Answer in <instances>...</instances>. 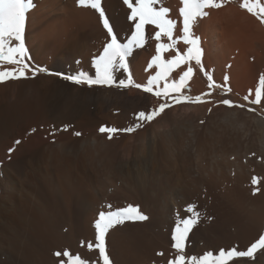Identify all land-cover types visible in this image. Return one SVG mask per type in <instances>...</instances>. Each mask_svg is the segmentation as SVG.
<instances>
[{
  "label": "rangeland",
  "instance_id": "obj_1",
  "mask_svg": "<svg viewBox=\"0 0 264 264\" xmlns=\"http://www.w3.org/2000/svg\"><path fill=\"white\" fill-rule=\"evenodd\" d=\"M43 2L44 0H34L35 7L28 13L26 22L27 25L29 23L28 20L30 19L32 12L39 9L41 5L44 4ZM121 4L123 5L124 9L127 10V16L130 15V10L122 3V1ZM102 5L106 10V15L110 18L109 7L105 4L104 0H102ZM43 6H45L41 9V12L44 16L42 22L45 23H42L43 26L47 25L54 19L64 18L66 13H72L69 10L77 8L86 10L91 15H94L95 17H93L95 26H99L98 29H100L101 32H104L101 35L102 38L100 36L98 40L94 39L97 42L93 40L87 42L88 44L86 46V51L85 53H83V55H68L66 60L57 62L54 58L56 54L60 52L62 47L57 45L54 49H52V45H45V51L42 54H36V52H34V50L32 49L31 43H29L30 41L28 39V35L29 33L31 34L32 31H28L26 25L25 43L31 57L29 63L45 67L49 70V72L51 71L50 73L52 74L40 73L35 78L19 79V81L9 80L5 83H0V106L2 105L0 107V111H3L2 113H0V121H3L5 123H12L15 129L18 130V137L13 138L11 142L12 145L10 144L9 148L7 147L8 150H5V154H7V157L5 159L9 158L8 156H10V159H0V169L7 161L11 160L14 151H16L20 146L24 145L28 147L32 143H36L39 145H54L59 140H65L74 145L78 153L80 151H83L81 155L84 156L87 167L88 169H91L90 174H92L91 176L93 177L91 179L93 180V182L89 181V183L90 185L94 186L93 193H97L94 201L95 203L92 205V214L90 216V228H92V233L89 234L86 238L82 237L77 239L72 244L73 246H69L68 250H71L72 252L78 251V253L84 254V252L87 250V248L85 247L86 242L94 241V223L97 219L96 217H98V213L101 210H108V205L112 206V210L126 207L130 204L135 206L139 205L138 207L144 212L145 215L149 217V219L146 221H126L125 226L124 224L117 226L115 229L110 230V232L113 233L110 234L109 232L108 234L112 236L115 233L114 236L118 238V236H129L128 234L130 233L132 235L137 234L138 231L139 233H143L145 237H147V239L150 241L146 243V246L148 245L147 247L148 249H150L149 251H147V253H145L144 258L139 260V262L142 260L141 264H153V262L154 264H168V261L174 258L175 249L172 248V244L174 242L171 239V234L174 231L180 217L188 218L193 215L192 212H188L189 208H193L195 212H198L200 214V218L198 224L189 233V239L186 242V255H202L204 252L209 250L216 251L221 248L229 249L233 246H236L238 250H246V248L250 246L251 243L255 242L261 234H264V214L262 213L264 212V160L261 157L260 153H257L261 150V148L259 147L262 146L264 140H262L263 142L259 141V139H257L258 142L256 140L254 141L253 150L254 152L256 150V152L252 153L253 150H251V156H246L245 154L243 155L242 148L246 141H244V139L242 138L244 134L241 129L236 128L234 119L231 118L227 121L225 119L228 117L226 112H228L229 109L232 112V110L234 109V112H238V114H240L239 116L241 119H245L244 117H247L245 119L246 125L249 126L250 131H253L251 132L252 137L256 135V131L255 129H253L254 127L250 123L253 120L250 118L249 120L248 117L250 116H247L248 114H251L253 112H247L246 114L244 112L247 111L248 107H252L256 109V112L254 113H257L264 118V102H262L261 105H251L244 100V97L249 96V92L251 90L252 95L249 96V99L254 98V92L256 87L258 86L260 77L254 79L255 81L251 84V86H249L250 89L246 87L248 90L245 88L243 89V91H236L234 93L231 91L226 93L225 89L230 88L229 82H225V80H223L222 82H215V84L220 85V87L210 89L208 87L209 82L206 78L207 76L205 75V71L201 74L202 71H200L199 68L194 67L193 77L195 76L197 71V74L200 73L199 76L201 78L203 77V79L201 81L199 80L198 84L196 85H192V79L190 80L189 86L191 88V91L187 92L188 95L196 96L206 92H211V96L206 97V99L219 101L223 98H230L235 103L244 104L245 108H228L223 105L214 106V104L210 103H185L181 105H174L170 109H167L164 114H162L152 122H141L143 126L138 128L134 133L129 134L121 132L118 133L114 139L108 140L106 134L99 133L98 129L101 126L116 127L119 129L134 126L136 123H138L136 114H138L140 111H151L154 107H157L158 104L162 102V100L156 98L151 93H145L141 89H136L135 87H129L126 89L118 88L115 86L88 87L85 84L76 85L71 81L63 79V75H73L78 72H84L90 76H95V66L93 60L102 51L103 44L106 43V40L108 39L105 32L106 30H104L102 26L98 13L91 8H81V6H79L78 4V0H48V2H46ZM44 14H46L47 16H45ZM45 17L46 19L44 20ZM76 21L68 20V23H65V26L68 24V27L66 26L67 30L64 26V35L63 33H61L55 36L60 44H67L71 36L75 39L76 28L78 29L80 23ZM110 22L112 23L111 19ZM132 27L134 29V23ZM33 30H37L36 27ZM72 34H74V36ZM118 39L120 40V42L124 43L125 39L122 37V35H118ZM31 41L33 42L32 39ZM95 45H98V47H102L98 48ZM91 50H93L94 52H98L94 53ZM89 52H92V54ZM93 54L94 56H92ZM84 57H87L86 60L84 59ZM129 61L130 59L128 58L129 72L132 76L133 81L135 83H145V80H139L138 76H135V73L132 70V63ZM3 66L2 68H0V70L12 67L11 65L6 64ZM56 73H59L61 75H56ZM116 75L117 80L127 79L128 73H124L121 70L118 71ZM178 75L173 78H178ZM43 77L46 80H44ZM54 80L56 81L54 82ZM127 93H129V95ZM101 96L103 99L101 98ZM99 98L103 103L99 102ZM6 103L7 105L11 104L12 106L10 105L11 107L9 108ZM209 108L212 109L210 113L208 111ZM222 115H226L227 117H223ZM201 121H204V123H201ZM21 125H25L24 127L27 128H24L23 130V127ZM64 125L69 126L66 132L57 131L55 135L50 134L53 128L56 127L55 129H62ZM14 127H12V130H14ZM33 129H35V131H32ZM154 130L160 133L158 134V139L160 140L159 142H162L160 143L162 147L168 144L165 146L166 148H163V154L165 153L166 155L163 156L162 154V156L159 158V161H161V163L164 165V168H162L160 162H158V168L152 175H150V177H145V179L142 180L144 176L142 175L141 177V174H139V176L137 175L138 177H134L135 179L133 178V180H129L128 177H126L125 173H123L125 177L123 176V174H121V172L118 170L119 168L116 167L114 163L121 158L123 147L129 143H131L130 145L133 146V150L135 151L140 146L144 147L146 145L145 148H148L147 140L145 142V137L147 139V135ZM162 130H166V134L162 133ZM75 131L81 132L82 135L80 137L75 136ZM142 132L145 135L147 134L144 138ZM167 133L170 135H168ZM140 134L142 135L141 138H139L141 136ZM192 137L196 138V140L194 139L195 141H193ZM141 139H143V141ZM93 140L95 141L94 145L92 144ZM164 140L166 144H164ZM167 140L172 141L170 142L171 144L167 143L169 142ZM16 141L20 142L16 143ZM189 143L191 146L189 145ZM167 152L169 157H172L171 159L168 157ZM142 159L143 158H141L140 160L145 165H148L150 163L149 158L145 157L143 160ZM171 163H174L173 166ZM248 164L253 168V170L252 168H250V166L248 167ZM253 164H255V166H253ZM241 170H245L244 173H242ZM146 171L147 170H142L144 174L146 173ZM251 171L255 173H252ZM172 173L175 174H173L175 177L172 176ZM161 174L163 177L160 176ZM163 174L166 176H164ZM242 174H245L244 176L247 175V177L243 178ZM248 174L252 175L248 176ZM232 175H234L235 177ZM252 176H262L261 178L259 177L260 182L262 183L259 182L257 185H253ZM139 177H141V179ZM171 177L173 178L171 179ZM124 179L127 180L125 181ZM243 179L245 180L243 181ZM142 181L145 182L143 183ZM231 181L233 182L234 187H237L234 188ZM149 182H151L150 185ZM134 188H136V190L138 188V190L136 191ZM255 188H260V191L253 195V190ZM231 189L233 190L232 192ZM240 189H245L246 191H238ZM170 194H172V196L169 198L168 196ZM230 194L231 196L228 197V195ZM243 194L244 196H241ZM236 197L238 198L237 200L235 199ZM232 199L234 202H232ZM242 201H244L246 205ZM240 206H244V208L240 209ZM233 207L236 209H234ZM250 209L251 211L253 210V212H249L248 210ZM239 212H242L241 215H238ZM177 213H179V217ZM244 213H255L254 215L258 213L259 217L261 216L260 213H262V216L261 218H259L258 215H256L258 219L254 224L255 226L253 225L252 227H249L246 231L244 229L241 230L238 228V218L241 219V216L244 215ZM113 230L117 232H114ZM80 239H82V242L80 241ZM79 244L81 247H79ZM107 244L109 245L107 246V250L108 252H110V250H112L110 243ZM78 247L81 249H79ZM161 252H163L162 255ZM96 254L98 257V253ZM150 254L153 257L150 256ZM111 256L112 255L110 254V258ZM152 258L154 259V261ZM111 260L113 261V264H117L113 256ZM145 260L146 263H144ZM231 264H264V250H259L255 255V259L235 258L231 262Z\"/></svg>",
  "mask_w": 264,
  "mask_h": 264
},
{
  "label": "bare ground",
  "instance_id": "obj_2",
  "mask_svg": "<svg viewBox=\"0 0 264 264\" xmlns=\"http://www.w3.org/2000/svg\"><path fill=\"white\" fill-rule=\"evenodd\" d=\"M104 1H105V4L109 7V16H110V19L113 23L115 31L117 32V34L119 36L122 35V37L125 39L124 43H126L128 38L131 35V32L134 30L132 27L134 22L129 21L127 19V10L124 9L123 5L121 4L122 0H104ZM46 2H48V0H44L43 3L45 4ZM241 2H242V0H230V2L227 3L221 9H206V11L209 12V15L207 17L198 18L197 21L195 22L194 26H193V33L195 36H198L200 38L201 47L203 48L202 63L205 65L204 71L212 75L214 82H219V81L222 82L225 77H228L227 82L230 83V88H231L233 93L236 91H238V92L243 91V89H245L246 87L249 88V86H251V84L255 81L254 80L255 78H259L262 75H264V24H261L257 18H255L254 16L249 14L246 10L242 9L240 7ZM44 4H42L39 9L32 12L30 19L28 20L29 23H28V25L26 24L28 31H32L31 34L29 33L28 39L30 41L29 43H31L32 49L34 50V52H36V54H39V53L42 54L45 51V45L50 44V45H52V47H51L52 49H54L57 45L62 47L60 52H58V54H56V56L54 58L55 61H57V62L58 61L60 62L62 60H66L68 55H71V56H73L75 54L83 55V53H85V51H86V46L88 44L87 42H89L90 40L96 41L94 39L98 40L99 37L104 32V31L101 32L100 29H98L99 26L98 27L95 26V24H94V17L95 16L94 15H91L86 10L77 9V8L73 9V10L68 9L72 13H66L64 18L54 19L50 23H48V24L46 23L47 25L43 26L42 23H44V22H42V21H43L44 16H43V13L41 12V9L43 7H45V6H43ZM72 6H73V4H72ZM160 6L168 7L170 9L169 18L177 21L178 29L182 28V18L179 16V8L182 6L181 0H162V4L157 5V7H160ZM44 15L47 16L46 14H44ZM45 19H46V17L44 18V20ZM68 20H75V21L77 20L78 22H80L79 27H78V29L76 28L75 39H74V37L71 36L72 38L70 37V40H69V42H67V44H62V43L60 44L57 41V38L55 36H57V34H61V33H63V35H64V33H65L64 26H65V23H68L67 22ZM99 24H101V23H99ZM66 26H65V28H66ZM35 27L37 30H33V29H35ZM66 30H67V28H66ZM154 32H155V29L153 26H150V25L146 26V36H148L149 34L154 35ZM72 35L74 36V34H72ZM174 35H179V32L174 33ZM101 38H102V36H101ZM26 39H27V37H26ZM31 39L33 40V42L31 41ZM161 42L168 43L169 41L167 40L166 37H162ZM99 43H101V42H99ZM156 43L157 42L154 39H151V38L147 39L145 46L143 48L135 49L133 52V55L129 57V59H130L129 62L132 63V70L135 73V76H138L139 80L143 79L147 82L148 78L151 75L155 74V68L154 67L148 68V64L150 63L152 56H154L156 54L155 53ZM90 46H91V44H90ZM96 47H98V45ZM101 47H98V48H101ZM178 47L181 50L186 49V46L182 42L178 45ZM30 49H31V47H30ZM90 49H91V47H90ZM91 51L94 52L93 50H91ZM31 52H33V51H31ZM92 52H89V53L92 54ZM30 54H32V53H30ZM174 54H175L174 51L173 52H167L164 54V58L165 59L170 58ZM92 56H94V54ZM87 57H84V59L86 60ZM36 61H38V60H36ZM193 65H194V62H193ZM130 67H131V65H130ZM182 67L186 68V66H182ZM194 67H195V65H194ZM133 72H132V74H133ZM202 73L203 72H201V74ZM178 74H179V70H177V72H175L173 74V77L177 76ZM199 74H197V71H196V74L192 78V81H191L192 85L198 84L199 80L201 81L203 79V77L201 78L199 76ZM136 79H137V77H136ZM44 80H46V79L44 78ZM49 81H50V77H49ZM55 81L56 80H54V82ZM40 84H42V83H40ZM45 84H44V86H45ZM13 92H15V91H13ZM129 92H131V91H129ZM127 94L129 95V93H127ZM13 95H14V93H13ZM101 98H102V96H101ZM101 101L102 100L100 99L99 102H101ZM101 103H103V102H101ZM6 105H7V103H6ZM10 105L11 104H9L7 106H9V108H10L12 106V105L11 106ZM3 109H4V107H3ZM6 109H7V107H6ZM194 110H196V109H194ZM219 110H221V109H219ZM216 111H217V109H216ZM229 111L226 112L228 117L225 115L228 119L227 118H225V119H226V121L231 119V118L234 119V121H235L234 124H235L236 128L242 130V132L244 134L242 136V138L244 139V141L246 140L245 144L243 145V148H242L243 149V151H242L243 155L245 154L246 156H251L250 153L252 152L251 150H253L254 141L255 140L257 141V139H259V141L263 142L262 140H264V118L257 113H251V114L247 115V116H250V117H248V119L250 118L253 120V121H251V122L249 121V122L252 124V126L254 127L253 129H255V131H256V135L252 137L251 132H253V131L249 130V126L246 125V122H245V119L247 117H244L245 119H241L239 116L240 114H238V112H234V109L232 110V112L230 109H229ZM2 112L0 111V113H2ZM247 112L248 111H246L244 113L246 114ZM222 116L225 117L224 115H222ZM8 125H10V126H8ZM24 126H22L23 130H24V128H27ZM12 127H14L12 125V123H5L3 121H0V159H3V160L7 157V154H5L6 153L5 150H8L7 147L9 148V145L11 144L13 138L18 137L17 136L18 130H16L15 127L13 128L14 130H12ZM162 131H163L162 133H165V134L167 132L166 130H162ZM19 132H20V130H19ZM173 133H174V131H173ZM158 134H160L158 131H155V130L151 131L148 135L146 134L148 137L146 139V137H145L146 135L143 134V132H142V135H144L143 138L145 137V142L147 140L148 148H145L146 145L144 147L140 146L135 151V150H133L134 149L133 146L130 145L131 143H129L123 147L121 158L114 163V165L119 168L118 170L121 172V174L125 173L126 177H128L129 180H133L134 177H138L139 174H141V177H142V175L144 176V178H142V180H143V179H145V177L148 178V177H150V175H152L154 173V171L158 168V164H159L158 162H160L162 168H164V165L161 163V161H159L160 160L159 158L163 154V151H164L163 148L168 144H166V142H165L166 139L164 138L165 139L164 144H166V145L162 147V145L160 144L162 142H159L160 140L158 139V136H159ZM142 135L139 138H141ZM168 135H170V134H168ZM37 136H38V134H37ZM194 139L196 140V138L192 137L193 141H195ZM243 139H242V141H243ZM141 140L143 141V139H141ZM187 140H189V139H187ZM127 141H128V139H127ZM167 141H169V140H167ZM170 142H172V141H169L167 143L171 144ZM261 142H259V143H261ZM94 143H95V141L93 140L92 144L94 145ZM189 145H190V143H189ZM173 146H174V144H173ZM256 147H254V148H256ZM259 148H261V150L257 153H260L261 157L264 160V142L262 143V146ZM81 149H83V148H81ZM256 149H258V148H256ZM167 150H168V148H167ZM8 152H10V151H8ZM82 152L80 151L78 153L76 150V147L74 145H72L70 142L65 141V140H59L54 145H52V144H43V145L41 144V145H39L36 143L35 144L32 143L28 147L23 145V146H20L16 151H14V153L11 152V153H13L11 160L7 161L0 169V264H59V261L61 258L56 257L54 255V253L56 251H58V250L63 251L65 249H69V246H71L77 239L82 238V237L86 238L89 234L92 233V228H90V221H91L90 216L92 214V205L95 203L94 201H95V197H96L97 193H93L94 186L90 185V183H89V181L93 182V180H91L93 177L91 176L92 174H90L91 169L90 168L88 169L84 156L81 155ZM255 152H256V150H255ZM255 152L253 150L252 153H255ZM169 154H171V153H169ZM164 155H166V154L164 153L163 156ZM167 155H168V152H167ZM174 156H176V155H174ZM8 157L9 158H7L5 160L10 159V156H8ZM145 157L150 159V163L148 165H145L140 160L141 158L144 159ZM168 157H169V155H168ZM89 161H88V163H89ZM171 164L173 166L174 163H171ZM112 166H113V164H112ZM165 166H166V163H165ZM214 166H215V164H214ZM249 166L250 165L248 164V167ZM253 166H255V164H253ZM250 168H252V167L250 166ZM263 169H264V167H263ZM142 170H144V171L147 170V171L144 174L142 172ZM252 170H253V168H252ZM244 171L241 170L242 173H244ZM163 173H164V170H163ZM174 173H172V176L175 175ZM252 173H255V172H252ZM121 174H118V175H121ZM244 175H243V178L247 177V175L246 176H244ZM249 175H252V174H248V176ZM89 176H90V180H89ZM123 176H124V174H123ZM160 176H162V174ZM160 176H158V177H160ZM164 176H166V175H164ZM232 176H234V175H232ZM236 176H238V175H236ZM141 177H139V178L141 179ZM156 177H157V175H156ZM172 178L173 177H171V179ZM237 179H238V177H237ZM250 179H251V177H250ZM244 180L245 179H243V181ZM142 182L144 183L145 181H142ZM235 182H236V180H235ZM150 183L151 182H149V185H150ZM260 183H262V182H260ZM232 185L234 187L233 182H232ZM147 187H148V185H147ZM235 187H237V186H235ZM242 188H243V186H242ZM134 189L136 190V188H134ZM137 190H138V188H137ZM243 190L246 191L245 189H243ZM243 190L240 189L238 191H243ZM232 191L233 190L231 189V192ZM244 194L241 196H244ZM234 195H236V194H234ZM171 196H172V194H170L168 197L170 198ZM229 196H231V194L228 195V197ZM233 197H235V196H233ZM262 197H263V195H262ZM235 199L237 200L238 198L236 197ZM244 199H245V197H244ZM229 201H231V200H229ZM252 201H255V200H252ZM232 202H234L233 199H232ZM242 202H244V201H242ZM246 202H247V200H246ZM130 203H131V200H130ZM235 203H234V205H235ZM244 204L246 205L245 202H244ZM244 206H242V207L240 206V209L241 208L243 209ZM118 207H119V205H118ZM234 209H236V208H234ZM242 211H244V210H242ZM248 211L250 212L251 209ZM254 211H256V210H254ZM251 212H253V210ZM241 213L242 212H239L238 215H241ZM245 213H244V215L241 216V219L238 218V224H239L238 228L241 230L244 229L247 231V229L249 227H252L255 224L256 220L258 219L256 217V215H258V213H256V215H254L255 213H253V214L252 213L245 214ZM262 213L264 214V212H262ZM262 213H260L261 216H262ZM261 216L259 217V215H258L259 218H261ZM260 222H262V221H260ZM124 226H125V223H124ZM127 228H128V226H127ZM146 228H148V227H146ZM113 231L117 232L115 230H113ZM137 231H138V228H137ZM111 233H113V232H110V234ZM114 234L112 236L108 235L106 237V244L110 243L112 250H110V252H108V253L113 256L114 260H116V263L117 264H141L142 260L140 262H139V260L144 258L145 253H147V251H149V249H150V248L148 249V247H147L148 245L146 246V243L150 242L147 239V237H145V235L143 233H139V231L137 234L132 235L130 233L131 236H130V234H128L129 236H120V237L118 236V238L116 236H114ZM124 235H126V234H124ZM146 236H147V234H146ZM81 240L82 239H80V241ZM86 241H88V240H86ZM89 241H90V239H89ZM82 244H84V243H82ZM107 246H109V245L107 244ZM79 247H81L80 244H79ZM79 249H81V248H79ZM83 249H85V248H83ZM159 251H161V250H159ZM72 253L73 254H79L82 256V258L88 259L89 264H98L97 254L94 253L93 251H90L88 248L84 252V254L78 253V251H75V252L73 251ZM161 253L163 254V252H161ZM112 256H111V258H112ZM150 256H152V255L150 254ZM155 258H157V257H155ZM153 261H154V259H153ZM148 262H149V259H148ZM151 262H152V260H151ZM144 263H146V260ZM153 264H154V262H153Z\"/></svg>",
  "mask_w": 264,
  "mask_h": 264
},
{
  "label": "snow or ice",
  "instance_id": "obj_3",
  "mask_svg": "<svg viewBox=\"0 0 264 264\" xmlns=\"http://www.w3.org/2000/svg\"><path fill=\"white\" fill-rule=\"evenodd\" d=\"M229 2L230 0H181L179 16L182 18V28L178 29L177 21L169 18L170 9L164 6L157 7L162 4V0H122V3L130 10L127 19L134 22V30L130 37L126 43H122L118 39V34L115 32L110 18L106 15L102 0H78L79 6L91 8L98 13L108 39L103 44L102 51L93 60L95 76L78 72L73 75H63L62 78L76 85L85 84L88 87L115 86L122 89L135 87L162 100L151 111H140L136 114L138 123L134 126L123 129L101 126L98 129L99 133L106 134L108 140L114 139L121 132L134 133L143 126L141 122L150 123L164 114L167 109L185 103H210L214 106L245 108L244 104L235 103L230 98H223L219 101L206 99L211 96V92L196 96L187 94L191 91L189 81L194 74V65L202 72L205 69V65L202 63L203 48L200 38L193 33V26L198 18L209 15L206 9H221ZM34 7V0H0V68L5 64L13 66L0 70V83L35 78L40 73L52 74L45 67L29 63L31 57L25 43V32L28 13ZM240 7L264 24V0H242ZM149 25L154 27L155 32L154 35L146 36V26ZM177 32L179 35H174ZM162 37H166L169 42H161ZM149 38L157 42L156 54L152 56L148 64V68H155V74L151 75L146 83H135L129 72L128 58L133 55L135 49L143 48ZM181 42L186 46V49L181 50L178 47ZM173 51L174 55L167 59L164 58L165 53ZM182 66H186V68ZM121 70L128 73L127 79L117 80L116 73ZM177 70H179L178 78H173V73ZM56 75L61 74L56 73ZM205 75L210 89L220 87L215 84L211 74L205 72ZM224 80L227 82L228 77H225ZM231 91V88L225 89L226 93ZM251 95L250 90L249 96ZM249 96H245L244 100L251 105H261L264 102V75L259 78L254 98L249 99ZM208 111L210 113L212 109L209 108ZM247 111L254 113L256 109L248 107ZM68 127V125H64L62 129L53 128L50 134L55 135L57 131H67ZM74 135L80 137L82 133L75 131ZM19 142L16 141V143ZM259 182V177L252 178L253 185H257ZM259 191L260 188H255L253 195ZM107 209L100 211L95 220L94 241L86 242V247L90 251L98 253V264H113L106 245V237L110 230L123 225L126 221L136 222L149 219L138 206L131 204L115 210H112V206L108 205ZM188 212H192L193 215L188 218L180 217L171 234L175 256L168 261V264H231L235 258L255 259L256 253L259 250H264V234H261L246 250H238L236 246H233L229 249L209 250L202 255H186V242L189 239V233L198 224L200 218V214L193 208H189ZM177 215L179 217V213ZM54 255L61 258L59 264H89L88 259L82 258L79 254H73L68 249L58 250Z\"/></svg>",
  "mask_w": 264,
  "mask_h": 264
}]
</instances>
